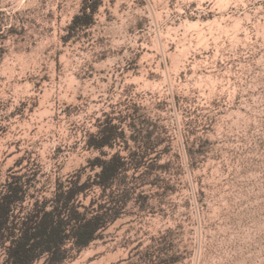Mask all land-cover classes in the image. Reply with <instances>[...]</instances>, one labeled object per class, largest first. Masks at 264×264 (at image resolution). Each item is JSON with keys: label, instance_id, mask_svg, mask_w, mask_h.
<instances>
[{"label": "rangeland", "instance_id": "rangeland-1", "mask_svg": "<svg viewBox=\"0 0 264 264\" xmlns=\"http://www.w3.org/2000/svg\"><path fill=\"white\" fill-rule=\"evenodd\" d=\"M82 2L0 0V185L67 178L109 115L155 152L65 264H264V0H100L71 31Z\"/></svg>", "mask_w": 264, "mask_h": 264}, {"label": "trees", "instance_id": "trees-1", "mask_svg": "<svg viewBox=\"0 0 264 264\" xmlns=\"http://www.w3.org/2000/svg\"><path fill=\"white\" fill-rule=\"evenodd\" d=\"M99 5L100 0H83L68 29L89 28ZM96 125L84 147L98 155L67 178L31 192L35 174H7L0 185V264H65L121 218L130 192L127 180L142 172L155 151L148 146L150 133L142 137V150L132 151L122 124L105 115ZM45 191L48 195L41 196ZM119 191L116 200L103 201Z\"/></svg>", "mask_w": 264, "mask_h": 264}]
</instances>
